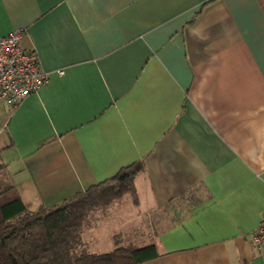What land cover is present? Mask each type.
Wrapping results in <instances>:
<instances>
[{
	"label": "crops",
	"instance_id": "1",
	"mask_svg": "<svg viewBox=\"0 0 264 264\" xmlns=\"http://www.w3.org/2000/svg\"><path fill=\"white\" fill-rule=\"evenodd\" d=\"M17 28L50 74L0 101V176L26 206L140 162L111 249L264 264V0H0V36Z\"/></svg>",
	"mask_w": 264,
	"mask_h": 264
},
{
	"label": "trees",
	"instance_id": "2",
	"mask_svg": "<svg viewBox=\"0 0 264 264\" xmlns=\"http://www.w3.org/2000/svg\"><path fill=\"white\" fill-rule=\"evenodd\" d=\"M141 168L140 162H133L58 204L33 209L11 183L0 180V264H142L155 257L153 245L115 241L113 249L96 252L88 250L80 237L93 208L134 193L133 178Z\"/></svg>",
	"mask_w": 264,
	"mask_h": 264
},
{
	"label": "built area",
	"instance_id": "3",
	"mask_svg": "<svg viewBox=\"0 0 264 264\" xmlns=\"http://www.w3.org/2000/svg\"><path fill=\"white\" fill-rule=\"evenodd\" d=\"M21 34L22 29L17 28L0 36V101L8 104L11 110L26 96L45 86L50 77L39 66L34 53L22 46ZM251 243L258 248L264 246V217L252 234Z\"/></svg>",
	"mask_w": 264,
	"mask_h": 264
},
{
	"label": "rangeland",
	"instance_id": "4",
	"mask_svg": "<svg viewBox=\"0 0 264 264\" xmlns=\"http://www.w3.org/2000/svg\"><path fill=\"white\" fill-rule=\"evenodd\" d=\"M0 180H3L1 176ZM131 198L132 195L130 192L123 193L120 197L112 200L108 204V206L111 205L110 207H96L87 214V220L85 225L82 226L80 237L85 240L86 248L88 250L103 252L111 249L109 246V236H111L113 231L114 233H119L117 228L124 227L123 223L127 221L118 217H123L122 212L126 211L128 212L127 218L132 219L135 209L137 210V208L132 205ZM139 220H141V218ZM143 227L144 229L146 228V226ZM134 244L137 245L136 241H134Z\"/></svg>",
	"mask_w": 264,
	"mask_h": 264
}]
</instances>
